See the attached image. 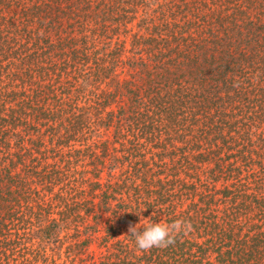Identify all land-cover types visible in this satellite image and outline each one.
Here are the masks:
<instances>
[{"label": "trees", "instance_id": "1", "mask_svg": "<svg viewBox=\"0 0 264 264\" xmlns=\"http://www.w3.org/2000/svg\"><path fill=\"white\" fill-rule=\"evenodd\" d=\"M49 257L264 264V0H0V264Z\"/></svg>", "mask_w": 264, "mask_h": 264}, {"label": "clouds", "instance_id": "2", "mask_svg": "<svg viewBox=\"0 0 264 264\" xmlns=\"http://www.w3.org/2000/svg\"><path fill=\"white\" fill-rule=\"evenodd\" d=\"M190 230L191 224L181 219L172 223L153 222L150 217L144 218L142 215L139 223L130 224L128 227V233L134 237L136 248L143 252H147L153 247L167 248L174 245L179 234H187Z\"/></svg>", "mask_w": 264, "mask_h": 264}, {"label": "rangeland", "instance_id": "3", "mask_svg": "<svg viewBox=\"0 0 264 264\" xmlns=\"http://www.w3.org/2000/svg\"><path fill=\"white\" fill-rule=\"evenodd\" d=\"M88 250H89L90 252H93L94 254H97V249H96V245H95V244H94V245H91V246L89 247ZM61 258H62V257H60L59 260H61ZM51 259H52V258L49 257V259L47 260V261H48L47 264H52V263H51V262H52ZM59 260L55 257V258H54V263H57Z\"/></svg>", "mask_w": 264, "mask_h": 264}]
</instances>
